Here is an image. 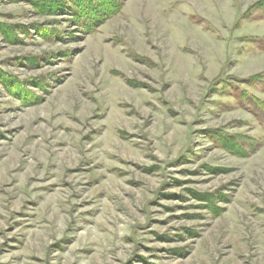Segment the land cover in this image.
Segmentation results:
<instances>
[{
  "label": "rangeland",
  "instance_id": "rangeland-1",
  "mask_svg": "<svg viewBox=\"0 0 264 264\" xmlns=\"http://www.w3.org/2000/svg\"><path fill=\"white\" fill-rule=\"evenodd\" d=\"M259 1L0 0V264H264Z\"/></svg>",
  "mask_w": 264,
  "mask_h": 264
},
{
  "label": "trees",
  "instance_id": "trees-1",
  "mask_svg": "<svg viewBox=\"0 0 264 264\" xmlns=\"http://www.w3.org/2000/svg\"><path fill=\"white\" fill-rule=\"evenodd\" d=\"M29 4L33 5L35 9L39 10L38 13L47 16H56L61 13H68L72 22H78L80 20L82 23V30L87 28H96L102 24L105 20L115 15L119 9L120 4L124 0H94L93 5H85V0H71L69 2H63L61 0H24ZM257 8L264 7V0H260L258 3L254 4ZM46 36L47 33L42 34ZM252 80H255L253 77ZM17 87V86H16ZM225 148L229 152L238 153V155L243 154L240 152L241 149L235 147L234 144L229 143L225 145ZM241 156V155H240ZM206 203H211V197H202Z\"/></svg>",
  "mask_w": 264,
  "mask_h": 264
}]
</instances>
